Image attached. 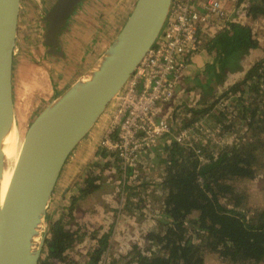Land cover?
<instances>
[{
    "label": "water",
    "instance_id": "1",
    "mask_svg": "<svg viewBox=\"0 0 264 264\" xmlns=\"http://www.w3.org/2000/svg\"><path fill=\"white\" fill-rule=\"evenodd\" d=\"M90 1L58 0L54 20L47 28L40 17L43 46L55 62L66 61L63 39L70 34V18L80 4ZM21 2L0 0V264H39L50 227L48 211L64 167L161 35L172 0H136L94 64L65 89L53 90L46 108L27 124L2 195V142L13 126V62ZM34 35L33 31L28 34L32 46L36 45Z\"/></svg>",
    "mask_w": 264,
    "mask_h": 264
},
{
    "label": "trees",
    "instance_id": "2",
    "mask_svg": "<svg viewBox=\"0 0 264 264\" xmlns=\"http://www.w3.org/2000/svg\"><path fill=\"white\" fill-rule=\"evenodd\" d=\"M248 11L251 18L264 16L260 2L251 5ZM206 45L215 53L216 64L224 69L235 53L258 47L248 26L232 22L207 40ZM244 89H249L255 99L250 109L238 117L239 121L248 123L254 143L247 140L239 145H227L216 157L206 155L203 161L193 150L173 143L160 149L166 152L163 162L169 164L161 178L164 193L161 210L166 219L158 222L159 231L146 236L150 243L148 256L139 255L134 248L137 264H205V256L211 253L218 256L222 264H260L264 261V209L247 219L243 213L225 208L220 201L233 197L234 206H241L245 194L239 184L258 177L264 167L261 139L264 138V59L254 64L244 79L224 95L241 93ZM247 113L251 121L246 118ZM223 119L222 124L225 116ZM228 124L226 128L231 129L235 122ZM101 156L106 158L104 153ZM99 181V176L88 173L78 198L97 190ZM107 238L101 237L98 243L107 245ZM73 241L74 234L65 231L60 221L51 224L44 244L47 256L39 264L58 262ZM153 244L158 245L156 250L152 249ZM91 252L92 264H98L102 255L100 246Z\"/></svg>",
    "mask_w": 264,
    "mask_h": 264
},
{
    "label": "rangeland",
    "instance_id": "3",
    "mask_svg": "<svg viewBox=\"0 0 264 264\" xmlns=\"http://www.w3.org/2000/svg\"><path fill=\"white\" fill-rule=\"evenodd\" d=\"M55 1L56 0H40V1L22 0L21 2V10L19 16V31L16 42V48L14 51V56H15L14 67L17 69L15 72V76L13 75V85L15 89L14 103H15L16 115H18L19 117L22 114H26L29 117L30 121L34 117L35 113L38 112L41 108H43V106L46 105L51 100L54 89L55 91H59L61 88L65 89L70 83H72L75 79H77L78 76L85 73L88 67L94 64V61L103 52V50L106 49L107 45L110 44V42L113 40V38L115 37L118 31L115 30L114 34H112L111 37L108 39L113 29L112 22L107 21L108 14L106 16L104 13L102 14L96 13L93 15L94 17L93 19L95 21L93 19L91 21H86V44H83L79 48L78 47H75L74 49L71 48V51L73 50V52L75 53H70L69 50H67L68 47L65 46L66 53L64 55L66 61L58 59V61L55 62V58H49L46 53L47 48L43 46V36H44L43 30H41L39 26L40 17H42L43 20L45 14L52 7ZM92 2H94V0L90 1L87 4L86 2H83L82 4L79 5L76 12H82L83 8L86 7V11L88 13L86 14L87 16L86 18L89 17L91 19L90 16H92V14L90 11L92 10L90 8H93ZM248 16L250 17L249 11H248ZM32 31L33 34H35L34 36L36 38L35 46H32L30 44V38L27 35L29 34V32ZM104 43L105 46L103 45ZM67 44L68 42L65 45ZM202 48L204 49V46ZM201 49L198 50V52L196 53H199ZM195 54H193L192 56H194ZM190 60L188 64L190 63ZM231 60L233 59L229 58L227 60L228 61L227 68L224 69L222 67L220 70V73L224 78L223 83L224 82L228 83L230 79L229 78L230 74L232 73L234 74L236 73L235 71H238L240 69V63L238 62L229 63V61ZM216 62H217L216 58H213V63L211 64L213 65L212 68L217 67ZM225 92L226 91L224 90L221 91L219 94H217L215 100L208 104H205L206 107L204 109H199L200 112H197V114H194V111H191V114H189V116H186L184 110L187 108L184 109L183 106H180L179 109H176L177 108L176 106L175 109L174 108L171 109L168 114V116L172 117L173 119L172 121L175 122L179 127L192 129L194 134H196L199 137V139L201 140L199 142L200 144L199 147L201 148V154L197 158L201 161L205 159L206 155H211L213 157H216L221 152V150L227 145L228 146L239 145L240 143H244L247 140H249L248 143L255 142L254 139L253 142H251L252 132L250 131V128H248V123L245 121H239L240 117H238V115L241 116L242 113H245V111H247V108L250 109V106L252 105L255 99L254 94H252V92H250L249 89H244V92L242 91L241 93H237L234 95H229V94L224 95ZM114 105H115V101L106 110L101 120L98 122L96 127L90 133L89 137L86 139L85 144L82 145L78 150V153L75 154L76 156L73 158L72 161H70V164H75L74 168L72 169L68 167L66 169L65 167L66 170L64 169L65 170L64 174H66L67 172L70 173L69 176L66 175L64 176V178L62 177V179L59 180L57 189L52 197L51 205L48 211L49 212L48 218L51 220L50 225L56 221H60L61 224L63 225V229L65 231L71 232L70 229L67 228V225L63 222L62 219H64V217L66 216L71 217L69 213L71 209H69L67 203H69V201L73 199L71 197V194L72 193L74 194L75 191L74 190L67 191V193L65 194L63 190L67 188V185L75 178L74 176L75 174H78V176H80V178L76 182L77 185H79L81 183L82 177L84 175L87 176L88 172H90L91 170L93 171L94 169L104 170V168L106 169L110 168L109 169L110 172L113 171L115 175V176L112 175L111 177L108 178L109 183L113 185V188L107 184L106 176L102 177L101 179V184L105 183L107 184L108 187H111V189L113 190L110 199L114 198L116 203V204L115 203L108 204L105 208L107 215L112 216L110 220L112 218L115 219L117 215H118L117 218H119L120 217L119 214L136 215L134 214V212H140L139 210L141 209L143 218L144 215L146 216L147 219L153 217L155 222L154 224L157 223L153 231H159L160 226L158 225V222L164 221V219H166V216H164L162 210L158 208L155 207L148 208V206L134 207L129 205L130 203H136L138 201L145 202L148 200H153L152 197L150 196L151 194H149L148 192L149 190L148 191L144 190V192L142 191V189H139L138 191L131 189L128 190L126 189V187H130L131 184L127 183L124 192L122 193L123 188L120 184V181L122 179V174L116 169L115 167L116 165L114 164L109 166L104 165V161H103L104 158H102L101 155H99L98 153H96L97 157L93 155V152L95 153V150H97L94 140L96 139L97 136L103 134L107 126V123L109 121V118L114 110ZM242 106L244 107L243 110L240 109ZM208 108L212 112H214L215 115L213 114V116H217V118L219 117L224 118L223 116L224 114L227 115L229 114V112H231L232 115L231 122L233 123L235 122V125H233L231 129H228L226 127L230 125L228 124L229 122L222 124L221 120L214 121L216 120L215 117L214 118L212 117L211 121L210 120L207 121L208 120L207 119L204 122L196 121V123H193L195 120L193 116L194 117L199 116L200 115L199 113H203L204 114L203 117L205 115L207 116L208 114L206 110H208ZM246 118H248V120L251 121L250 114L247 113ZM195 124L198 127L197 129H195ZM261 139L264 142V138L261 137ZM162 154L164 156H162ZM165 155L166 152L164 153L162 151L161 158H164ZM262 156H263L262 164L264 166V152L262 153ZM161 158L158 162L161 165L160 168L163 169L166 165L169 164L167 162H163L164 159L162 160ZM145 164L146 165L144 167L147 172L148 169H150V172L153 171L151 168L153 162L151 161L150 158L145 159ZM157 174L158 172H153L151 175H149L151 181L149 180L147 182L150 185H153L152 187L155 193L160 194L163 193L161 190L162 189L161 181H158L159 179H161V177L158 176ZM239 187H241L242 191L245 194V198L242 201L241 206L237 208L234 206L233 197L227 199H221L220 201L225 208L229 210L239 211L243 213L247 217V219H251L256 211H260L264 209V167H262V171L258 175V177H256L253 180L242 181V183L239 184ZM145 203L147 204V202ZM140 216L141 215H139V217ZM114 229H115L114 222L109 223L108 228L105 230L106 232L102 234L101 237L108 236L107 245L105 244V246L104 244L102 245L98 243L99 242L98 240L101 237L96 240V236L93 237L91 236L90 238V236L86 234L89 228L86 229V232L82 233L83 236H75V233H73L74 234L73 243L70 245L68 250L62 255L61 259L55 264H92L93 261H91L90 258L91 257L90 253L92 252L89 251L87 255L82 254V252L86 250V246L82 247L80 243L85 241L86 244V238L89 239V244L92 243L91 242L92 239L96 240V242H94V246L92 247L93 249H95L99 245L102 250V255L100 257L101 261L98 264H104L103 258H105L106 263L108 261V264H137L136 261L137 257L135 255L136 251H133L134 248H136L135 250H138L140 252L139 255H145V256L149 255L148 254L149 250H147V248L149 247L150 243H146L147 240H145L143 242L144 244L143 243L141 244L142 241H139L138 244H141L140 248L137 246L132 247V250L129 254L120 257L119 261H116L118 259L117 258L116 260L111 262L112 260L109 259V257L108 258L105 257L104 254L105 251L107 252L108 250H112L113 248L117 249L118 251L122 250L120 247L115 246V244L113 245V243L115 242L118 243V241H114L112 239L113 236L112 234L114 233ZM118 245L120 244L118 243ZM129 246H131V244ZM157 248L158 245L153 244L152 249L156 250ZM46 253L47 250L44 249L43 247L40 260L43 261L46 259L45 258L47 256ZM112 254L114 255V252H112L110 256ZM116 254L118 255V253ZM205 264H222V263L218 258V256L211 253L205 256ZM260 264H264V261L261 262Z\"/></svg>",
    "mask_w": 264,
    "mask_h": 264
},
{
    "label": "built area",
    "instance_id": "4",
    "mask_svg": "<svg viewBox=\"0 0 264 264\" xmlns=\"http://www.w3.org/2000/svg\"><path fill=\"white\" fill-rule=\"evenodd\" d=\"M227 14L223 0H172L161 35L115 99L97 145L98 154H106L105 162L122 174V193L127 183L131 186L126 189L138 191L147 182L141 174L145 159L158 148L173 143L193 150L196 157L201 154V140L193 130L160 113L171 103L192 55L227 27ZM224 116L232 121L231 112Z\"/></svg>",
    "mask_w": 264,
    "mask_h": 264
},
{
    "label": "crops",
    "instance_id": "5",
    "mask_svg": "<svg viewBox=\"0 0 264 264\" xmlns=\"http://www.w3.org/2000/svg\"><path fill=\"white\" fill-rule=\"evenodd\" d=\"M135 2L136 0H94V2H92L93 8H90L92 10L90 11L92 14V16H90L91 19L89 17L86 18L87 17L86 14H88L86 11V7L83 8L82 12H76L74 16L70 18V24H71L70 34L64 37L63 39L64 46L68 47L67 50H69L70 53H75L73 52V50L71 51V48L72 49H74L75 47L79 48L83 44H86V21H91L94 18L93 15L96 13L98 14L104 13L106 16L108 14V19L109 18L110 19L109 20L107 19V21L112 22V28H113L112 33L108 37L109 39L111 35L114 34L115 30H119L122 27L127 17L129 16ZM223 2L225 5V9L228 13L227 15L230 20L229 23L232 22V23H238L244 26H248L252 31L253 39L256 40V42L258 43V47L254 50H248L247 52L235 53L236 57L232 56L235 58V60L234 58H231L233 60L229 61V63L230 62L240 63V69L238 71H235L236 73L234 74L229 73L230 74L229 82L223 83L224 78L220 73L221 67L216 64L217 67L212 68L213 65H211L213 63V58L215 56V53L213 51H210L207 45L204 46V49L202 48L199 53H196L194 56H192L190 63L187 65V67L181 74L180 82L176 88L171 103L165 105L162 108L160 117L168 118L167 116L170 110L173 108L175 109L176 106H177L176 109H179L180 106H183L184 109L187 108L184 110L186 116H189V114H191V111H194V114H197V112H200L199 109H204L206 107L205 104L214 101L215 98L217 97L216 95L219 94L221 91L224 90L227 91L228 88H230L234 83L242 81L246 73L249 71V69L254 64L258 63L260 60L264 58V16L258 15L256 18H250L248 16V10L250 9V6L257 4V2L258 3L260 2L264 7V0H259V1L258 0H223ZM18 31H19V24H18ZM213 33L215 32H212V34ZM217 33H215V35ZM67 42L68 44L65 45ZM105 43L103 44L104 46ZM13 65L15 66V62H13ZM16 70L17 69L14 67V72H13L14 76ZM14 94H15V89H14ZM199 114H200L199 116H195V117L192 115L193 118H195L193 123H196V121L204 122L207 119H208L207 121L209 120L211 121L212 117L213 118L215 117L216 120L214 121H218V120H221V122L224 121L222 117L217 118V116H213L214 112H212L209 108L207 111L208 115L207 116L205 115L206 117L205 116L203 117L204 115L203 113H199ZM100 138L101 135L97 136L96 139L94 140L96 148ZM85 142L86 140L82 145H84ZM161 152L162 151L158 148L153 152L154 154L151 153L149 156H147V158H150L151 161L153 162V165L151 167L153 171L150 172V169H148V172L144 170L141 173L143 176V181H149L150 180L149 175H151L153 172H158L157 175L162 178L165 167L161 169L160 168L161 165L158 162L160 158L164 156L163 154L161 156ZM76 153H78V151ZM96 153H98L97 150H95V153L93 152V155L96 156L97 155ZM75 156L76 155L70 158V160L65 166L66 169L68 167L72 169L74 168L75 164H70V161H72ZM164 158L161 159L163 160ZM103 161H104V165L109 166V164L105 163V158ZM64 169L60 175V180L62 179V177L64 178V176L66 175L69 176L70 172L64 174L66 170ZM109 169L106 168H104V170L94 169L93 171L91 170L88 173H92L94 176H99L101 179L102 177L106 176L107 184L113 188V185L109 183L108 178L114 175V172L113 171L110 172ZM76 175L78 174H75L74 176ZM79 178L80 176H78L76 182L78 181ZM85 179H86V175L82 177L81 183L79 185H77V183L75 182L73 186L68 189V191H73V190L75 191L74 194L73 193L71 194V197L73 199L70 200L69 203H67L69 209H71V211H69L71 217L66 216L62 220L67 225V228L70 229L71 232L73 231L72 233H75V236H83L82 233L86 232V229L89 228L86 234H88L90 238L91 236L92 237L96 236V240L99 239L102 236V234L106 232L105 230L108 228L109 223L114 222L115 229H114V233L112 234L113 235L112 239L114 241H118L120 245H118V243L116 242L113 243V245L115 244V246L120 247L122 250L118 251L117 249L113 248L112 250H108L107 252L105 251L104 254L105 257L107 258L109 257V259L112 260L111 262H113L117 258L118 259L116 261H119L120 257H123L131 252L132 247L137 246L140 248V245L146 240L147 234L154 230L157 223L154 224L155 222L153 217L147 219L146 216L144 215L143 218L141 209L139 210L140 212H134V214L136 215L119 214L120 216L119 218H117L118 216L117 215L115 219L112 218L110 220L112 216L107 215L105 208L108 204L115 203L114 198L110 199L113 190L111 189V187H108L107 184L105 183L101 184V181H99L97 182L99 184V188L97 190L90 193L89 195H83V197L78 198L80 190L83 188V182ZM158 181H161V179H159ZM148 184H149L148 182H144V185L140 189H142L143 192L144 190L145 191L149 190L148 192L149 194H151L150 196L152 197L153 200L145 201L147 202V204L143 201H138L136 203H130L129 205L134 207H145V206H148V208L155 207L161 210L164 193H160V194L155 193L152 187L153 185H148ZM66 189L67 188H65L63 191H65ZM74 198L75 199L78 198V199L75 200ZM139 215L141 216L139 217ZM96 240L92 239L91 241L92 243L89 244V239L86 238V244L85 241L80 243L82 247L86 246V250H84L82 254L87 255L89 251H92L93 250L92 247L94 246V242H96ZM139 241H142L141 244H138ZM130 244L131 246H129ZM112 252H114V255L112 254L110 256ZM116 253H118V255ZM103 259H104V264H108V261L106 263L105 258Z\"/></svg>",
    "mask_w": 264,
    "mask_h": 264
},
{
    "label": "bare ground",
    "instance_id": "6",
    "mask_svg": "<svg viewBox=\"0 0 264 264\" xmlns=\"http://www.w3.org/2000/svg\"><path fill=\"white\" fill-rule=\"evenodd\" d=\"M57 2L58 0L50 8V10L47 12V14L44 17L46 28L49 27L54 20V11L56 9ZM84 79L86 80V77H84ZM49 102L46 105H44L43 108H41L38 112L35 113L32 120L36 116H38L40 112L44 110V108H46ZM29 122H30V119L26 114H22L19 117L18 115H16L15 103H14V98H13V126L2 142V154L4 157V169H3L2 180H1L2 195H4L6 192L10 177L12 175L15 163L17 161V158H18L21 146H22L23 136L26 130V125ZM36 240L38 239L35 238L34 242Z\"/></svg>",
    "mask_w": 264,
    "mask_h": 264
},
{
    "label": "flooded vegetation",
    "instance_id": "7",
    "mask_svg": "<svg viewBox=\"0 0 264 264\" xmlns=\"http://www.w3.org/2000/svg\"><path fill=\"white\" fill-rule=\"evenodd\" d=\"M56 1H57V0H56ZM56 1H55V2H56ZM55 2H54V4H55ZM54 4H53V5H54ZM53 5H52V6H53ZM49 10H50V9H49ZM49 10H48V11H49ZM46 14H47V13H46ZM46 14H45V15H46ZM44 17H45V16H44ZM43 22H44V18H43ZM44 23H45V22H44ZM45 25H46V24H45ZM45 27H46V26H45Z\"/></svg>",
    "mask_w": 264,
    "mask_h": 264
}]
</instances>
